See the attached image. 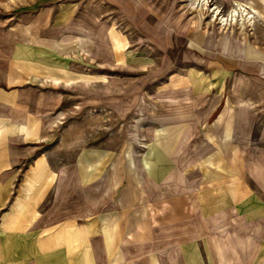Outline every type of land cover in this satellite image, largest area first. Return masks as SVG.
<instances>
[{"label": "rangeland", "instance_id": "rangeland-1", "mask_svg": "<svg viewBox=\"0 0 264 264\" xmlns=\"http://www.w3.org/2000/svg\"><path fill=\"white\" fill-rule=\"evenodd\" d=\"M0 33L11 34V45L40 48L49 55L43 64L60 73L59 84L50 78L41 85L50 101L63 99L60 112L46 113V130L62 117L45 146L50 158L65 163L94 151L91 160L104 162L121 151L115 163L141 182L148 178L145 147L158 145L161 162L194 164L183 171L194 192L207 181L209 228L226 263L240 258L234 240L255 246L258 235L236 232L244 219L234 207L225 219L226 211L211 216L235 204L248 222L264 217L263 202L246 185L264 200V0H0ZM122 98L130 103L124 113ZM232 181L243 183L235 186L240 198ZM158 189L161 205L152 213L174 214V192ZM198 208L193 193L186 209L194 225L183 229L195 235ZM255 226L264 234V220Z\"/></svg>", "mask_w": 264, "mask_h": 264}, {"label": "crops", "instance_id": "crops-1", "mask_svg": "<svg viewBox=\"0 0 264 264\" xmlns=\"http://www.w3.org/2000/svg\"><path fill=\"white\" fill-rule=\"evenodd\" d=\"M12 40L10 33L3 37L0 33V264H227L219 234L209 228L207 181L203 178L194 192L191 173L183 172L194 164L184 168L183 161L179 165L161 162V147L155 145L152 151L145 147L142 165L148 178L137 182L124 165L115 163L121 151L104 162L91 160L94 151L65 163L60 157L50 158L45 146L62 117L46 130V113L59 111L63 99L50 101L41 85L50 78L59 84L56 74L60 73L43 64L49 55L44 57L40 48L23 42L11 45ZM234 81L232 91L242 84L241 78ZM105 99L112 106L115 103L112 97ZM122 100L120 111L124 113L130 103ZM242 184L234 183L236 198L240 192L235 186ZM159 186L174 192L168 197L176 208L172 215L160 217L151 211L161 205ZM193 193L199 203L194 212L200 227L197 235L183 229L194 225L193 212L186 209ZM231 207L247 223L244 227L238 223L239 235L245 227L250 234L262 235L252 248L247 245L251 242L247 247L234 240L240 255L235 264H264V234L255 226L264 217L248 222L232 204L218 207L211 218L225 211L224 219L232 216ZM210 232L215 241L208 236Z\"/></svg>", "mask_w": 264, "mask_h": 264}, {"label": "bare ground", "instance_id": "bare-ground-1", "mask_svg": "<svg viewBox=\"0 0 264 264\" xmlns=\"http://www.w3.org/2000/svg\"><path fill=\"white\" fill-rule=\"evenodd\" d=\"M236 6H238V5H236ZM236 8H238V7H236Z\"/></svg>", "mask_w": 264, "mask_h": 264}]
</instances>
